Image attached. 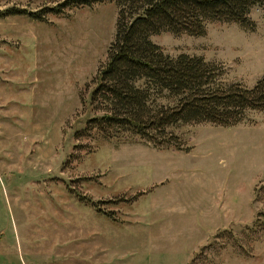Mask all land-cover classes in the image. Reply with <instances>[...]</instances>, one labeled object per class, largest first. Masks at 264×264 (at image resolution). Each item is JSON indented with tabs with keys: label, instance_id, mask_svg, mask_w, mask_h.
<instances>
[{
	"label": "rangeland",
	"instance_id": "374dc122",
	"mask_svg": "<svg viewBox=\"0 0 264 264\" xmlns=\"http://www.w3.org/2000/svg\"><path fill=\"white\" fill-rule=\"evenodd\" d=\"M59 1L0 0V10ZM116 15L111 0L0 15V264H264L263 109L230 126L180 125L187 149L77 137ZM250 17L252 30L214 21L202 35L151 40L252 87L264 73V5Z\"/></svg>",
	"mask_w": 264,
	"mask_h": 264
},
{
	"label": "trees",
	"instance_id": "16d2710c",
	"mask_svg": "<svg viewBox=\"0 0 264 264\" xmlns=\"http://www.w3.org/2000/svg\"><path fill=\"white\" fill-rule=\"evenodd\" d=\"M107 0H61L42 10L9 6L0 15L47 12ZM117 6L114 38L100 65L91 94V114L77 137L96 132L103 138L146 140L158 147L182 146L180 125L208 121L230 126L249 111L264 110V73L252 87L225 81L223 69L203 55H171L152 41L163 31L202 35L214 21L255 26L253 6L264 0H111Z\"/></svg>",
	"mask_w": 264,
	"mask_h": 264
}]
</instances>
